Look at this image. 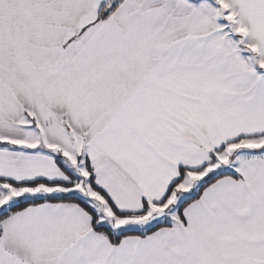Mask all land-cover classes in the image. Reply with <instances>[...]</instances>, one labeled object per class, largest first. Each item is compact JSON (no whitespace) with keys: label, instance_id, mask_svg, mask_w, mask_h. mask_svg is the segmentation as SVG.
<instances>
[{"label":"snow or ice","instance_id":"obj_1","mask_svg":"<svg viewBox=\"0 0 264 264\" xmlns=\"http://www.w3.org/2000/svg\"><path fill=\"white\" fill-rule=\"evenodd\" d=\"M0 264H264V0H0Z\"/></svg>","mask_w":264,"mask_h":264}]
</instances>
